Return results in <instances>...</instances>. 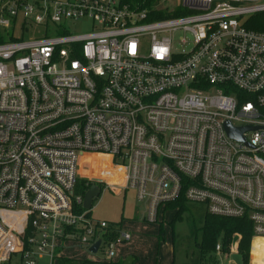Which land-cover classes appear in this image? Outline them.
Masks as SVG:
<instances>
[{
  "label": "built area",
  "instance_id": "built-area-1",
  "mask_svg": "<svg viewBox=\"0 0 264 264\" xmlns=\"http://www.w3.org/2000/svg\"><path fill=\"white\" fill-rule=\"evenodd\" d=\"M263 13L264 0H0V264L98 241L113 261L130 236L84 208L79 167L148 202L149 223L184 198L264 239V31L247 27ZM33 27L44 37L25 41ZM226 123L250 128L245 142Z\"/></svg>",
  "mask_w": 264,
  "mask_h": 264
},
{
  "label": "rangeland",
  "instance_id": "rangeland-1",
  "mask_svg": "<svg viewBox=\"0 0 264 264\" xmlns=\"http://www.w3.org/2000/svg\"><path fill=\"white\" fill-rule=\"evenodd\" d=\"M89 29L90 22H83L78 27L70 26V33L85 34L89 32ZM44 34L43 28L33 27L24 35L23 39L34 41L44 37ZM15 38H22L19 29L15 32ZM178 38L190 37L180 33ZM88 161L91 159L84 158V162ZM95 161L104 163L105 160L95 159ZM80 169L79 167L76 194L82 195V189L91 185L98 184L101 187L104 184L97 173L80 172ZM102 188L104 190L102 195L93 203L90 212L92 218L120 225L118 234H128L130 240L116 243L115 258L111 263L106 262L102 251L98 254H91L88 250L73 245H67L65 251L61 252L60 259L74 260L80 264H125L129 259L134 261L133 264H200L198 245L201 244L203 238L202 229L208 214L204 205L185 203L181 219L177 220L176 215L179 209L171 210L164 207L160 213L159 222L149 223L146 219L149 204L148 202H138L134 191H124L120 188L108 189L105 186ZM236 238L240 240L238 234L234 236L227 255L215 254L213 258L216 264H234L233 255L241 256L239 240L236 242ZM113 239L117 240V236L113 235ZM252 250H255L257 257L254 261ZM263 257L264 239L252 241L247 264H260L258 259ZM10 264H22L20 256L14 255ZM55 264H60L59 260ZM209 264H213V261H210Z\"/></svg>",
  "mask_w": 264,
  "mask_h": 264
},
{
  "label": "trees",
  "instance_id": "trees-1",
  "mask_svg": "<svg viewBox=\"0 0 264 264\" xmlns=\"http://www.w3.org/2000/svg\"><path fill=\"white\" fill-rule=\"evenodd\" d=\"M247 27L254 31H264V13L253 16L249 19ZM3 41L2 33L0 31V43ZM243 100V99H242ZM92 186V185H91ZM82 189V195H84L90 188ZM184 198H181L175 203H171L165 206L166 209L176 210L179 209L176 215V220L181 219L183 213V207L185 204ZM120 226V225H117ZM203 238L201 244L198 245L200 250V264L210 263L215 259L216 248L218 244L221 245V256H225L229 253L231 243L235 235H239V252L242 257L243 264L248 262V254L251 249L253 241V232L251 223L245 219H231L218 216H212L207 214L205 217L204 228L202 229ZM117 236V235H116ZM253 261L257 259L255 256V250H252ZM260 264H264V257L258 259ZM60 264H80L74 260L62 259ZM86 264V263H82ZM91 264V263H87ZM254 264V263H253Z\"/></svg>",
  "mask_w": 264,
  "mask_h": 264
},
{
  "label": "water",
  "instance_id": "water-1",
  "mask_svg": "<svg viewBox=\"0 0 264 264\" xmlns=\"http://www.w3.org/2000/svg\"><path fill=\"white\" fill-rule=\"evenodd\" d=\"M225 128L227 130L228 136L238 142H245L243 137L244 133L247 131H251L250 128H242V129H234L230 125V123H226ZM102 195V189L98 184H94L91 188L85 193L84 199V208L88 211H91L93 208V203L96 199H98ZM239 239L236 238V242ZM101 246V241H98L91 249L90 252L92 254H97L98 250ZM232 260L235 264H243L242 257L240 255H233ZM125 264H133V260L129 259L125 262Z\"/></svg>",
  "mask_w": 264,
  "mask_h": 264
},
{
  "label": "crops",
  "instance_id": "crops-1",
  "mask_svg": "<svg viewBox=\"0 0 264 264\" xmlns=\"http://www.w3.org/2000/svg\"><path fill=\"white\" fill-rule=\"evenodd\" d=\"M92 159H94V158H92ZM101 187H102V186H101ZM102 193H103V191H102ZM64 251H65V250H64ZM60 256H61V254H60ZM61 260H62V259L59 258V263H60ZM133 263H134V261H133Z\"/></svg>",
  "mask_w": 264,
  "mask_h": 264
}]
</instances>
